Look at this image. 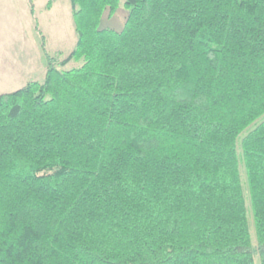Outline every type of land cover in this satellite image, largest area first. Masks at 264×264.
I'll return each instance as SVG.
<instances>
[{"label":"trees","instance_id":"trees-1","mask_svg":"<svg viewBox=\"0 0 264 264\" xmlns=\"http://www.w3.org/2000/svg\"><path fill=\"white\" fill-rule=\"evenodd\" d=\"M70 4L0 96V264H264V0Z\"/></svg>","mask_w":264,"mask_h":264},{"label":"rangeland","instance_id":"rangeland-1","mask_svg":"<svg viewBox=\"0 0 264 264\" xmlns=\"http://www.w3.org/2000/svg\"><path fill=\"white\" fill-rule=\"evenodd\" d=\"M126 15L120 7L112 17L105 15L100 27L119 31ZM76 42L70 0H0V96L43 81V47L50 56L66 57ZM75 67L71 63L66 68Z\"/></svg>","mask_w":264,"mask_h":264}]
</instances>
